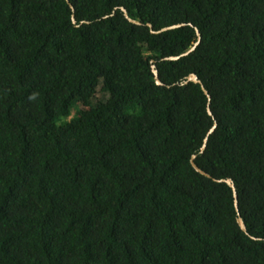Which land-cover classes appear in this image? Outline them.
<instances>
[{
  "label": "trees",
  "instance_id": "1",
  "mask_svg": "<svg viewBox=\"0 0 264 264\" xmlns=\"http://www.w3.org/2000/svg\"><path fill=\"white\" fill-rule=\"evenodd\" d=\"M69 2L0 0V264H264V0Z\"/></svg>",
  "mask_w": 264,
  "mask_h": 264
},
{
  "label": "water",
  "instance_id": "2",
  "mask_svg": "<svg viewBox=\"0 0 264 264\" xmlns=\"http://www.w3.org/2000/svg\"><path fill=\"white\" fill-rule=\"evenodd\" d=\"M67 3L69 4L72 12H74V8L72 6V4L69 2V0H66ZM125 18L133 23V24H136V25H141L142 23L138 20H134L132 18L129 17L127 11L125 8H121ZM72 21L73 23L76 22V19H75V16L72 15ZM150 28H151V32L152 33H160V32H163V31H167V30H170V29H174V28H177V27H180V26H183V24H176V25H172V26H168V27H165V28H162L160 29L159 31H154L153 28H152V25L151 24H147ZM195 31H196V35H197V40L196 42L183 54L179 55V56H170V57H166L164 59L166 60H178L181 56H185L189 53H191L193 50H195V48L197 47V45L200 43L201 41V35H200V32L197 28H195ZM152 72L154 74V78H155V82L157 85H163V83L161 82L160 78H159V75H158V70L156 69V66L154 64V61L152 60ZM188 82H194V83H197V84H200V86L202 87L204 93L206 94L207 98H208V105H207V111L209 113V115H213L212 114V111H211V108H210V95H209V92L206 90V88L204 87V85L202 84V82L199 80V78L197 77L196 74L194 73H191L189 74L185 79L184 81L181 82V84H187ZM217 124L214 123L213 126L210 128V130L208 131L207 133V136L205 137L204 139V143L201 147V152H203L205 150V147H206V143H207V139H208V136L215 130ZM195 158L196 156L193 155L191 157V164L192 166L194 167V169L201 173L202 175L206 176V177H211L208 173H206L204 170H202L196 163H195ZM216 181H219V182H224L226 183L233 191V196H234V205H235V208H236V211H237V223L238 225L240 226L241 230L244 231L245 233H247V228H246V225L240 215V212H239V209H238V200H237V192H236V189H235V185L233 183V181L231 179H214Z\"/></svg>",
  "mask_w": 264,
  "mask_h": 264
}]
</instances>
